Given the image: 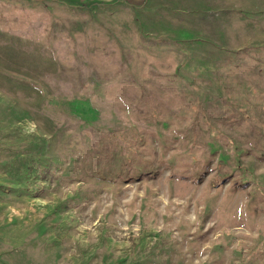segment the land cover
Wrapping results in <instances>:
<instances>
[{"label": "rangeland", "instance_id": "obj_1", "mask_svg": "<svg viewBox=\"0 0 264 264\" xmlns=\"http://www.w3.org/2000/svg\"><path fill=\"white\" fill-rule=\"evenodd\" d=\"M0 264H264V0H0Z\"/></svg>", "mask_w": 264, "mask_h": 264}]
</instances>
